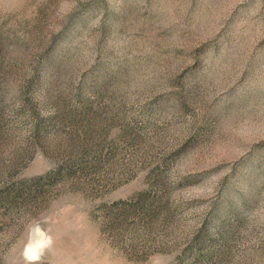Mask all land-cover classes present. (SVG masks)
I'll return each instance as SVG.
<instances>
[{
	"label": "rangeland",
	"instance_id": "rangeland-1",
	"mask_svg": "<svg viewBox=\"0 0 264 264\" xmlns=\"http://www.w3.org/2000/svg\"><path fill=\"white\" fill-rule=\"evenodd\" d=\"M0 264H264V0H0Z\"/></svg>",
	"mask_w": 264,
	"mask_h": 264
}]
</instances>
